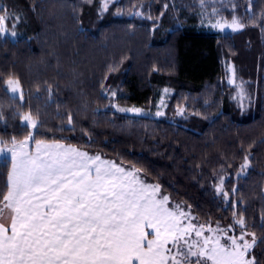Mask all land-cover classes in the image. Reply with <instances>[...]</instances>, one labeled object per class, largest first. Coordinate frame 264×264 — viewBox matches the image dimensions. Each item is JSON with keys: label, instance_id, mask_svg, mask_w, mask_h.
Listing matches in <instances>:
<instances>
[{"label": "trees", "instance_id": "1", "mask_svg": "<svg viewBox=\"0 0 264 264\" xmlns=\"http://www.w3.org/2000/svg\"><path fill=\"white\" fill-rule=\"evenodd\" d=\"M102 1L0 0V14L11 13L7 28L16 33L0 39V136L22 139L27 128L19 112L39 111L38 139L65 137L90 154L142 169L172 204L190 205L200 224L227 227L235 202L264 264V36L247 15L259 18L264 0H230L247 26L224 34L198 27L201 0H114L107 11ZM165 3L170 7L160 17ZM141 4L155 27L130 14ZM232 14L224 11L226 19ZM224 61L247 90L246 108L227 84ZM9 77L21 82L23 102L7 92ZM162 89L170 93L161 117L110 107L151 111ZM69 113L74 131H60ZM245 154L250 164L241 172ZM6 173L3 157L0 185ZM221 176L228 203L215 189Z\"/></svg>", "mask_w": 264, "mask_h": 264}, {"label": "snow or ice", "instance_id": "2", "mask_svg": "<svg viewBox=\"0 0 264 264\" xmlns=\"http://www.w3.org/2000/svg\"><path fill=\"white\" fill-rule=\"evenodd\" d=\"M138 7L130 14L152 21L155 27L151 14L144 16L145 6ZM169 7L163 5L160 17ZM201 7H206L204 0ZM232 8L229 21L213 6L206 14L211 28L244 29L243 18L235 14L237 6ZM107 10L108 0H104L102 11ZM247 15L264 36V13L259 18L250 11ZM10 17L7 10L0 14V39L9 35ZM11 36H16L15 31ZM234 76L232 71L229 84L235 83ZM5 85L8 93L18 95L23 102L19 79L9 77ZM48 93L51 99L50 85ZM116 96V92L111 93L112 98ZM243 99L241 92V108ZM110 107L147 115L139 108ZM184 111L178 108L177 115ZM162 115V111L156 112V116ZM19 116L26 125V135L22 139L0 136V157L5 158L7 167L6 180L0 185V264H258L252 252L256 235L247 231L245 214L237 212L235 202L232 223L226 228L219 222L205 227L196 222L190 205L186 209L172 204L162 186L148 182L142 169L126 168L100 154H90L81 146L66 143L65 137L38 139L43 123L39 111L35 116L21 111ZM74 120L69 113L67 125L60 131H74ZM86 143L91 144V139ZM249 164L250 156L245 154L240 171L247 170ZM223 184L221 176L215 189L228 203L230 194ZM261 220L264 229V213ZM237 228L239 235L235 234Z\"/></svg>", "mask_w": 264, "mask_h": 264}, {"label": "rangeland", "instance_id": "3", "mask_svg": "<svg viewBox=\"0 0 264 264\" xmlns=\"http://www.w3.org/2000/svg\"><path fill=\"white\" fill-rule=\"evenodd\" d=\"M112 1H114V0H108V4L110 2H112ZM103 2H104V0L102 1V4H103ZM205 5H206L205 8L201 7V9H200V21L198 23V27L201 28V29L207 30V31L221 33V34L232 32L231 29H226L225 31H220L219 29L211 28L210 23H209L208 18H207V15H206L207 13H211L212 12V8L214 6L219 11L220 16L225 18L224 11L225 10H231V8H232L231 1L230 0H210V1L206 2ZM202 13H205L203 18L201 16ZM202 19H203V22H202ZM227 20L230 21L231 19H227ZM213 22H214V20H213ZM7 32L9 34L8 36H10L11 38H14V37L11 36V33L13 32L12 30L7 28ZM223 65H224L225 72H226V81H227V84H229L228 81H229L230 78H232V71H234L233 65L231 63L227 62V61H224ZM230 69H231V71H230ZM234 81H235L234 84H229V85H233L236 88V91H235V94H234V98L238 101V103L240 105L241 104L240 93L242 92L243 96H244V99L242 101L243 108H246L247 104H248V101H249L247 90H246L245 86L242 85L241 82H239V81H237L235 79V76H234ZM169 93H170L169 91L165 92V89H162L160 91V95H159V98H158L157 103L155 105V108L153 110H151V111H144L143 109H141L139 107H135V106H133V107H120V106H118L115 103H113V104L117 105L120 108H126V109L127 108H139V109L142 110L143 113H146L149 116L158 117V116H156V112L159 110V111H162L164 113V110H165V107H166V102H167V97H168ZM12 96L19 97L18 95H12ZM112 109L116 110L115 108H112ZM126 114L135 115L134 113H126ZM159 117H161V116H159ZM2 158L3 157H0V159H2ZM103 159H105V158H103ZM105 160H109V159H105ZM110 161H112V160H110ZM263 194H264V188H263ZM204 225H205V227L209 226L208 224H204ZM211 226L215 227L216 225H214V226L211 225ZM222 227H224V226H222ZM236 235H239V233H237ZM248 239L251 240V236H249Z\"/></svg>", "mask_w": 264, "mask_h": 264}]
</instances>
